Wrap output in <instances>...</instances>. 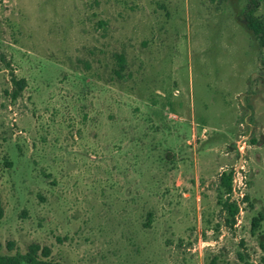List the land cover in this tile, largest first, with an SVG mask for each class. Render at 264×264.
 <instances>
[{"label":"rangeland","instance_id":"rangeland-1","mask_svg":"<svg viewBox=\"0 0 264 264\" xmlns=\"http://www.w3.org/2000/svg\"><path fill=\"white\" fill-rule=\"evenodd\" d=\"M247 3L0 0V254L264 264V46ZM230 170L234 225L217 197Z\"/></svg>","mask_w":264,"mask_h":264},{"label":"trees","instance_id":"trees-1","mask_svg":"<svg viewBox=\"0 0 264 264\" xmlns=\"http://www.w3.org/2000/svg\"><path fill=\"white\" fill-rule=\"evenodd\" d=\"M259 3V0H248L244 9V17L247 27L252 31L260 45L264 46V19L256 14ZM116 63L118 66L116 73L121 75L126 66L125 57L122 54L117 55ZM13 81L16 86L13 92V97L16 98L26 86V80L14 79ZM234 175V170L224 171L220 175V181L217 188L218 203L222 206L223 211L226 212V219L230 225H234L236 223L237 216L240 213V205L237 200L233 199ZM245 199L248 200V196H246ZM2 216L3 207L0 199V219ZM262 219V214L253 219V229L259 225ZM49 255L50 252L46 248L41 250L39 245L33 244L25 253L18 252L14 255L0 254V264H61L57 261L49 259Z\"/></svg>","mask_w":264,"mask_h":264}]
</instances>
